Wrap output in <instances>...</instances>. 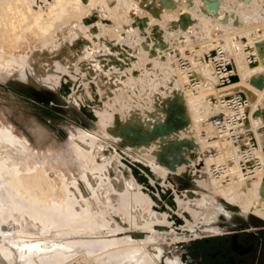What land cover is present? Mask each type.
<instances>
[{
	"label": "bare ground",
	"instance_id": "obj_1",
	"mask_svg": "<svg viewBox=\"0 0 264 264\" xmlns=\"http://www.w3.org/2000/svg\"><path fill=\"white\" fill-rule=\"evenodd\" d=\"M57 1L54 5L58 4ZM204 1L210 16L208 24L222 27V31L215 33L218 37L212 40L209 30L200 35L198 39H201V43L203 41V49L194 48L196 45L192 44L197 41L191 33L194 23L189 21L190 18L186 14L182 15L184 19L179 20L176 25L178 33L175 35V43H167L166 37L163 36L164 26L173 28V24H176L173 21L177 18L165 13L163 16L162 3H157L155 7V4L148 0H85L84 7L79 5L80 14H83L88 22L85 28L79 26L86 29L84 41L78 39L81 30H76L77 34L80 33L75 34L76 39L84 42L86 52L79 48L85 53L81 56L83 63H80L76 74V71L72 73L75 75L73 79L78 78L79 83L82 80L83 82L78 88L73 83V91L69 89L66 94L69 92L74 95L78 105L84 106L98 120L109 134L108 137L127 143L128 149L125 151L129 156H134L135 161L134 158L131 161L129 157L121 159L122 155L117 153L111 156L105 146L106 141L96 140L95 135L92 137L95 141L93 143L89 138L91 134L86 133V139L92 141L88 142L91 143L89 146L94 144L91 147L95 148V143L99 141V147L95 149L96 153L93 148V152L79 151V155L80 152L85 155L89 170L75 183L63 178L57 181L39 173L27 172L26 175L17 166L8 164L4 158L0 159V264H182L180 255L169 253V256L164 257L160 243L152 247L148 244H153L151 241L156 240L155 235L162 233H167L168 243L201 234L208 236L222 233L223 229L218 221L220 217L227 218L230 213L212 194H218L236 204L245 214L252 213L264 218V168L258 170L253 179L243 177L221 183L210 174V159L206 156L208 139L216 135L212 116L220 110L219 102L214 98H218L222 93L239 90L247 99L249 124L257 145L263 150L261 154L264 161V0L260 11L256 8V13L254 8L251 10L248 3L250 0H229L224 8L220 7V0ZM26 4L24 0H0L1 33L8 26L4 21L6 18L15 27V22L19 21L20 17L22 20L23 17H29V25H39V32H43V25H50L47 20H51V17L46 19L43 16L45 19L40 20V12L33 13L31 7ZM133 7L132 14L127 18L128 22L126 19L122 20L123 15L127 17L124 11ZM228 9L238 14L235 20L227 17ZM25 10H31L32 14H26ZM119 11L120 17L118 15V18L114 19L113 16ZM111 14L114 19L111 20L118 22L114 25L115 22L111 21L109 26L107 21ZM57 15L61 17L58 13ZM81 18L78 19L83 20ZM28 27L24 30H30ZM38 27H35L36 30ZM68 27L72 28L69 25ZM22 30L18 29L17 32ZM23 34L22 36L25 35ZM83 35L81 34L82 37ZM65 37L63 39L68 38ZM66 45L69 46L68 41ZM78 45L80 44L74 47ZM189 45L190 51H195V57L190 55L192 53L185 54ZM217 45H222L229 57L232 76L228 80L217 78L210 60ZM66 47L63 48L69 51L65 52L61 48L60 52L70 56V48ZM69 47L72 48L71 44ZM245 47L249 51L246 52L247 56L243 57ZM2 50L0 49V54L3 53ZM60 52L57 50V53L61 54ZM65 53L62 54L63 58ZM179 53L185 54L184 56L193 62V76L200 78L204 83L200 89H187L186 77L179 66ZM8 55L6 53V58ZM22 55L18 57L22 58ZM11 56L14 57L13 54ZM69 56L66 55L65 58ZM13 59L10 58L12 61ZM12 61L6 60L10 63ZM122 95L125 98H121ZM89 100L92 103H88ZM87 132L91 133L88 130ZM1 134L3 131L0 129V136ZM12 137L15 138L13 135ZM80 137L84 140L83 135ZM148 150L153 151L159 159L157 161H160L156 167L157 172L150 169L149 173L143 167H148V163L146 164V158L141 159L140 155L147 152L150 154ZM151 156L153 157V154ZM81 157L80 159H83ZM137 158L144 160L143 163L140 164ZM126 159L131 162L130 165ZM201 159H204L210 174V180L198 179V185L204 190L178 189L173 187L174 180H168L164 187L161 186L165 176L163 169H167L169 174L179 175L188 169L195 170ZM132 164L136 165L138 175L145 181L140 182L134 175ZM172 164L175 165L174 168L171 167ZM89 174L98 181L95 187L91 183L93 179L88 177ZM153 205L156 211L152 209ZM127 206L137 211L129 212V208L126 213L123 209ZM164 209L169 213L164 212Z\"/></svg>",
	"mask_w": 264,
	"mask_h": 264
},
{
	"label": "rangeland",
	"instance_id": "obj_2",
	"mask_svg": "<svg viewBox=\"0 0 264 264\" xmlns=\"http://www.w3.org/2000/svg\"><path fill=\"white\" fill-rule=\"evenodd\" d=\"M58 1H57L58 4H56L58 6L57 7L56 5H54L56 3V0H27V1L24 0V2L27 3L26 5L31 7V10L33 13L34 12H40L41 13V14L38 13L40 18H41L40 20L45 19V18L50 19V17L52 18L49 21L47 20V22H49L51 26L49 24L43 25L44 27L42 26L41 31H43V32H39L40 31L39 30L40 28L38 27L39 25L38 26L36 25L34 27L33 26L31 27L29 25V20H31V18L29 19V17H26V19L23 17V20H22V17H20L19 21H17V22H19V23L21 22L20 23L21 25L19 23L15 22V27L10 24V20H7V18H6L7 21L4 20L6 23H8V26H6V29L9 28L11 30L5 29L3 31V33L0 32V36H1L0 37V49H3L2 50L3 53L0 54V59H1L0 60V127H1L0 129L3 131V134H1V136H0V159L4 158L8 164H13L14 166H17V168L22 170L24 173H26V175H27V172L36 173V174L39 173V174L48 175L51 178H55V179H57V181H60L61 180L60 178H63V180L66 179L70 183L72 181H73V183H75L76 180L80 179L79 178L80 176L83 177L86 174V172H88V170H89V168H88L89 165L86 162V159H84L85 155H83V153L87 152V150L93 152V150L91 148H93L94 150L95 149L97 150L99 147L98 142L100 140H102L103 142L106 141L104 143H105V146L108 147V149H109L108 152H110L111 156H113L114 153H117V154L122 155V156H120L121 159L123 157L124 158L129 157L131 161H133V158L135 161V157L129 156L127 151L122 150V149H126V148L128 149L127 143H125L123 140H114L113 138H110V136L108 137L107 135H109V134L98 123V120H93V119L87 117L81 111V109L78 105V102H76V99L72 93L69 94V92H68L67 93L68 95L67 94L64 95V93H66L67 90L71 89L74 84L78 88L79 85L82 84V82H83V80H82L79 83L77 80H80V79H78V78L73 79V78H75V75H73L72 72L76 71L75 72V74H76L77 69L81 65L80 63H83L81 56L85 53L84 52L82 53V50H79V48L83 49V50L85 49L84 42L82 43V41H84L83 39H85V36H86V32H85L86 29L84 30V28H85V26H87L88 22H87L86 18L83 17L84 15L80 14V12H81L80 6L84 7V1L85 0L84 1L83 0H81V1L67 0L69 3L66 2V0H61V1L58 0ZM62 1H63V4H62ZM82 1H83V3H82ZM133 1H135V0H133ZM142 1H145V0H142ZM148 1L149 2L152 1V4L153 5L155 4V7H157L156 6L157 3H158V5H160L162 3L164 5V7L162 6V8H161V9H163V10H161L162 11L161 13L163 16L166 14L167 16L171 15V16H175L177 18L173 21V22H176V24L174 23L175 27H174V24H173V28H170L169 25L168 26L166 25L167 27L164 26L163 36H164V38L166 37L167 43H169V44L175 43V40H176L175 35L178 33L177 32L178 29L176 28V25H177V23H179V20L182 21L184 19L183 18L184 16H182L184 14L188 15V17L190 18L189 21H192L194 23L193 28H191V31H193V32L190 31L193 35L192 37H194V39H197V41L192 43V44L196 45L194 48L201 47V49H203V47H202L203 41L201 43V39H198V37L200 35L206 34L208 30L210 32L209 36H210L211 40L217 39V37H218L216 35L217 32L222 31L221 30L222 27L217 28V27H214L213 24H208V20L210 19V16L207 14V11H208L207 10V4L205 3L204 0H166V1L165 0L164 1L163 0H148ZM228 3H229V0H220L219 1L221 8H224V5H228ZM248 3H250V5H251L250 6L251 10H252V8H254L253 10L255 13H256V11H255L256 8H258L257 11H260V9H261L260 6L262 4V0H250ZM148 4H150V3H148ZM62 5L64 7H61ZM244 5L246 6V4H244ZM66 8H67V10H66ZM133 9H134V7L131 9L128 8L127 11L125 10L124 12L127 15V17L125 15H123L122 20L126 19L125 21L128 22L127 18L129 17V15L132 14ZM31 10H25L24 12H26V14H28V13L32 14ZM34 10H36V11H34ZM59 10L61 12H59ZM128 10H131V11H128ZM230 10H232V9L227 10V12H228L227 17L230 18L231 20H235L237 18L238 14L236 12H233ZM68 11H69V14L70 13H72V14L69 15ZM63 12H65V13H63ZM57 13L59 14V16H61L60 18L58 17ZM120 13H121V11H119V13L115 14L114 16H113V14H111L110 18H108L109 21H107L109 26H111L110 24H111L112 20H114L115 18H118L117 17L118 15L120 17ZM122 13H123V11H122ZM137 13H139V11H137ZM20 14H22V13H20ZM180 15H181V17H180ZM80 16L83 18V20L78 19V18H81ZM112 16L114 17V19H112L113 18ZM57 18H58V20H57ZM74 18L77 22L80 21V22H78L79 25L76 24L77 22L74 20ZM69 19H71L72 21H69ZM50 21H52V22H50ZM68 22H69V24H68ZM114 22L115 21H112V23H114ZM117 22H115L114 25H116ZM126 22H124V23H126ZM81 23L85 24V25L82 26ZM124 23H122V24H124ZM17 24H18V26H17ZM74 24H75V26H74ZM68 25L71 26L72 28L68 27ZM28 26H30L32 28L33 32H35L36 35H35V33L32 32L31 28ZM65 26L68 28H66ZM79 26L84 27V28H80ZM26 27H28L31 30V32H30V30H28L30 32V34L27 31V29L24 30V28H26ZM35 27H38V29L36 30ZM74 28H76V29H74ZM78 28H80V29H78ZM18 29L19 30L23 29L24 32L22 30L21 32L19 31V33H18L17 32ZM66 29H68L69 31ZM263 29H264V25H263ZM76 30L77 31L81 30L80 32L82 35L85 33L83 35L84 37H82L81 34H79L80 32H78V34H79L78 35L76 33L77 32ZM36 31L38 32V35H37ZM57 31H59V32L57 33ZM26 32H28V33H26ZM60 32L62 35L60 34ZM65 32H67V34H65ZM164 32H166V33H164ZM70 33H72V35H70ZM75 33L78 35V39H82V41L76 39L77 35ZM22 34L24 36H22ZM62 36L63 37L66 36V37L70 38V40L68 38L63 39ZM73 37H75V38H73ZM6 38H7V40H6ZM72 38H73V42L71 41ZM167 38L170 40L168 41ZM67 41H68V45L70 46V44H71L73 49L69 46L66 47ZM78 41L79 42L81 41V42L78 43ZM6 42H7V44H6ZM198 42H200V43H198ZM15 43L17 45H18V43H20V45L17 46ZM21 43L23 45H21ZM72 43L74 45H76V44H80V45L74 47V45H72ZM81 43H82V45H81ZM5 46H6V48H5ZM61 46L66 47V48H70V52H71L70 56L67 53H65V52H67V50L69 51V49H65ZM81 46L84 48H82ZM190 46L191 45L186 47L185 54H186V52L188 55H189V53H192L193 55L192 54H190V55L192 57L193 56L195 57V55H194L195 51H194V53L191 52ZM11 47H13V48H11ZM61 48H62V50L64 49L65 52H60ZM57 50H59V52L61 54L57 53ZM247 51H249V49L247 47H245L244 51L242 53L243 57L247 56V53H246ZM36 52H38V53H36ZM43 52H45V53L47 52V54H45ZM78 52L80 53L79 55H78ZM4 53H5V55H6V53H7V55L9 54L8 58H6V56L3 55ZM15 53H17V54H15ZM63 53H65L64 58L62 55ZM73 53H75V54H73ZM11 54H13L16 59L20 58V59H18L19 61L17 60L18 62L16 61L14 63V61L16 59L13 56H11ZM21 54H23L22 58L18 57V55H21ZM33 54H36L38 57L33 55ZM40 54H42V56ZM55 54L60 55L61 57L59 58V56L57 57ZM185 54L179 53L178 58L185 57L184 56ZM66 55L69 57L65 58ZM75 55H76V57H74ZM39 56H41L42 59ZM48 56H50L51 58ZM46 57L49 59L47 60ZM79 57H80V59H78ZM10 58L11 59L14 58L13 61L10 60ZM39 58H40V60H38ZM70 58L75 59V60L73 61ZM2 59H4V61ZM6 60L12 61V62L11 63L6 62ZM63 60H65V61L63 62ZM69 60H71L70 61L71 63L69 62ZM35 63H36V65H34ZM9 64H11V65H9ZM42 64H43V66H42ZM40 65H41V67H40ZM48 65L50 67L52 66L51 69ZM35 66H37L38 68ZM75 66H77V68H75ZM67 67H69V68H67ZM81 70L84 71L83 69H81ZM67 71H68V73H67ZM45 72H47V74ZM42 73H43V75H42ZM71 80H75V81L72 82ZM67 83H69V85ZM65 84L67 85L66 88H65V86H66ZM69 86H70V88H69ZM64 88H65V90H64ZM75 93H76V91H75ZM161 94H162V92H160V96H161ZM214 94H216V91L214 92ZM121 98H125L124 95H122ZM4 130H6V131H4ZM87 130L91 131V133L87 132ZM7 132H9V133H7ZM82 132H83V134H82ZM85 133L92 135V136L88 135L91 140H92V137H94L95 135L97 136V137H94L95 139L97 138L96 140H99L98 142L96 141L97 143H95V148L91 147L94 144L89 146L91 143H88V142L93 141V143H94L95 141L94 140L91 141L89 138L86 139L87 135L85 136L84 135ZM9 135H11V137ZM12 135L15 136V138L12 137ZM80 135H83V137L85 136L84 140L86 139V140H90V141L85 142L86 140L85 141L82 140V138H81L82 136L80 137ZM6 139H7V142H6ZM15 140H16V142H14ZM19 141H22V142H19ZM9 142H11V143H9ZM13 142L15 143V145ZM17 144L19 146H17ZM80 146H82V148ZM24 147H25V150H24ZM113 148H115V150ZM80 149H83V150H80ZM96 150H95V153H96ZM79 151H81L83 153L80 152V155H79ZM111 151H113V153ZM148 151H150V150H148ZM135 152L136 151H134V153ZM147 153H144L145 154V155L143 154L144 156L140 155L141 159L146 158L144 160H147L145 163L146 164L148 163L147 164L148 167L150 165L149 169H151L152 172H153V170L156 171V167L159 164L158 162H160V161H157L159 159L156 156V154L153 153V151L152 152L150 151V154L151 155L153 154V157L149 153L148 154ZM1 154H4V155L6 154V155L4 156ZM81 156L83 157V159H80ZM26 157H28L29 159H26ZM155 157L157 159H155ZM203 157H204V155H203ZM147 158H150V159H147ZM141 159H138L140 164H142L144 161V160L142 161ZM81 160H84V161H81ZM148 160H150V161H148ZM153 160H155L156 162H154ZM85 163H87V164H85ZM133 163H135V162H133ZM38 167H40V168H38ZM35 170H36V172H35ZM162 171L165 174L164 181H163L164 184L162 183V185H161L162 187H164L165 184L168 183V180H171V181L174 180L175 183L173 184V187H176L178 189H184V188L203 189L202 187H200L198 185V183H199L198 179L210 180L209 179L210 174L205 167L204 159H201L198 162L197 168H195V170L194 169H188L179 175L169 174L168 173L169 171L167 169H163ZM107 173H108V171H107ZM167 173H168V175H167ZM82 174H84V175H82ZM90 176H91V174H89L88 177L90 178V180L93 179V180H91L92 181L91 183L95 187L97 185L98 181L96 180V177L93 178ZM87 194H88V192L86 193V195ZM212 195L215 197V199L218 201V203H220V205L230 213L227 218H226V216L224 218L220 217L218 223H219V225L222 226V229L225 230L226 225H227V227H230L228 229V231L245 229V228H249V222H252V223L257 222L255 219L256 216L254 214L248 213L249 215H248L247 220H246L245 217H243V216H245L247 214H245L243 211H241L239 206H237L236 204H234L230 201L223 199L218 194H212ZM127 207H125L123 210L126 211V210L131 209L129 212L135 210V208H130L129 206H127ZM109 209L110 208H106V210H109ZM152 209L154 211L157 210L155 208V206ZM139 210L140 209L138 208V211ZM135 211H137V209ZM165 211H167V210L164 209V212ZM167 212L169 213V211H167ZM126 213H127V211H126ZM126 213H124V214H126ZM126 215L128 216V214H126ZM129 219L130 218L128 217V220ZM129 231L127 233H129ZM179 231H181V229L178 230V232ZM166 236H167V233L166 234H164V233L156 234L155 235L156 240L151 241V243L152 242H154V243L148 244L149 247L156 246V245H158V243H160V245L162 246V249H163L164 257L169 256V253L170 254L171 253L176 254V255H181V253H182L183 260L186 262V259H189L188 257L191 256L192 255L191 252H193V245L195 243V241L193 239L197 238V240H200L202 237L207 236V235L201 234V235H198L194 238H187L186 240L176 241L173 243H168L166 240ZM208 236H210V235H208ZM163 239L165 242L163 241ZM155 242H157V243H155ZM162 242H164V243H162ZM184 255H187V258ZM164 257H163V259H164Z\"/></svg>",
	"mask_w": 264,
	"mask_h": 264
},
{
	"label": "built area",
	"instance_id": "obj_3",
	"mask_svg": "<svg viewBox=\"0 0 264 264\" xmlns=\"http://www.w3.org/2000/svg\"><path fill=\"white\" fill-rule=\"evenodd\" d=\"M211 63L219 80H228L232 76L230 61L222 45H217L211 53ZM180 68L186 77L187 89H200L203 80L193 76L194 64L188 57H181ZM220 110L212 116V125L216 132L209 137L206 156L210 159V174L221 183L236 178H255L257 171L264 168L263 150L257 145L249 124L245 95L235 90L222 93L218 98Z\"/></svg>",
	"mask_w": 264,
	"mask_h": 264
},
{
	"label": "flooded vegetation",
	"instance_id": "obj_4",
	"mask_svg": "<svg viewBox=\"0 0 264 264\" xmlns=\"http://www.w3.org/2000/svg\"><path fill=\"white\" fill-rule=\"evenodd\" d=\"M252 224L234 231L226 225L220 234L193 239L192 255L185 262L181 253L182 264H264V222L255 231Z\"/></svg>",
	"mask_w": 264,
	"mask_h": 264
},
{
	"label": "water",
	"instance_id": "obj_5",
	"mask_svg": "<svg viewBox=\"0 0 264 264\" xmlns=\"http://www.w3.org/2000/svg\"><path fill=\"white\" fill-rule=\"evenodd\" d=\"M64 95H66V93H64ZM97 98H98V97L96 96V99H97ZM98 102H99V101H98ZM88 103H92V101L89 100ZM79 107H80L81 111H82L87 117H89V118H91V119H93V120H97L95 117H93V115H92L89 111H87V109H86L84 106H80V105H79ZM125 161H126L129 165L131 164V162H130L128 159H126ZM132 167L134 168V175L138 177L139 181H140V182L145 181V180L142 181L141 176L138 175L139 172L137 173V170H136V169H138V168H136V165L132 164ZM143 167H144V169H145L147 172H149V173L151 172L150 169H149L148 167H146V166H143ZM171 167L174 168L175 165L172 164ZM170 203H172V198H170ZM140 234L142 235V233H140ZM237 244H238V245H243V244L238 243V242H237Z\"/></svg>",
	"mask_w": 264,
	"mask_h": 264
},
{
	"label": "crops",
	"instance_id": "obj_6",
	"mask_svg": "<svg viewBox=\"0 0 264 264\" xmlns=\"http://www.w3.org/2000/svg\"><path fill=\"white\" fill-rule=\"evenodd\" d=\"M126 149H127V148H126ZM126 149H122V150H126ZM249 214H252V213H249ZM249 214H247V215H245V216H243V217H245V219H247V217H248ZM255 216H256L255 219H256L257 222L253 223L252 226H251V228H252L254 231L258 229V227L262 224V222H264V218H261V217H259V216H257V215H255ZM223 230H224V229H223Z\"/></svg>",
	"mask_w": 264,
	"mask_h": 264
}]
</instances>
